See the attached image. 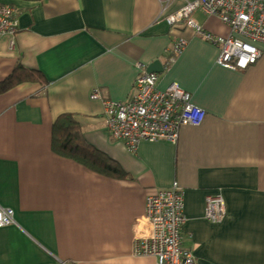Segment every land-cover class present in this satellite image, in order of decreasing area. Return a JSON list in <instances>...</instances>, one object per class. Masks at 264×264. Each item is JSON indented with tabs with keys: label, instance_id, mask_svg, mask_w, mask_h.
<instances>
[{
	"label": "crops",
	"instance_id": "1",
	"mask_svg": "<svg viewBox=\"0 0 264 264\" xmlns=\"http://www.w3.org/2000/svg\"><path fill=\"white\" fill-rule=\"evenodd\" d=\"M192 1L0 0L19 24L14 48L0 42V208L16 221L0 228V264H156L135 255L137 222L147 198L175 181L196 264H264V45L247 70L219 66L217 46L165 20ZM193 18L215 36L231 34L216 16ZM180 39L187 45L175 55ZM158 60V88L179 84L207 116L184 126L176 144L142 142L133 152L109 134L104 102L128 101L141 68ZM64 115L119 178L55 151ZM209 196L225 202L220 223L204 217Z\"/></svg>",
	"mask_w": 264,
	"mask_h": 264
},
{
	"label": "built area",
	"instance_id": "2",
	"mask_svg": "<svg viewBox=\"0 0 264 264\" xmlns=\"http://www.w3.org/2000/svg\"><path fill=\"white\" fill-rule=\"evenodd\" d=\"M201 10L218 17L231 29L228 37H218L204 31L193 14ZM175 25L186 22L207 42L220 50L217 64L233 71L247 70L259 62L264 45V0H194L165 19ZM19 24L15 9L0 3V42L8 37L10 48L15 47ZM187 45L184 39L173 46L179 55ZM176 60L172 57V62ZM159 75L141 68L134 93L126 102H104L106 127L114 140L123 141L129 150L136 151L142 142L168 141L176 144L184 126L199 127L207 112L193 104L191 93L173 83L167 89L158 88ZM99 98L98 93L95 94ZM184 193L177 181L166 191L147 198L146 214L137 224L144 231L136 240L135 255L154 257L156 264H196L195 256L183 247ZM226 215L221 196L206 199L205 219L220 223ZM15 211L0 208V228L15 224Z\"/></svg>",
	"mask_w": 264,
	"mask_h": 264
},
{
	"label": "trees",
	"instance_id": "3",
	"mask_svg": "<svg viewBox=\"0 0 264 264\" xmlns=\"http://www.w3.org/2000/svg\"><path fill=\"white\" fill-rule=\"evenodd\" d=\"M21 1L41 2L43 0ZM54 129L53 148L58 154L105 176L117 178L121 176L122 172L113 161L85 142L82 129L72 115L60 117Z\"/></svg>",
	"mask_w": 264,
	"mask_h": 264
},
{
	"label": "water",
	"instance_id": "4",
	"mask_svg": "<svg viewBox=\"0 0 264 264\" xmlns=\"http://www.w3.org/2000/svg\"><path fill=\"white\" fill-rule=\"evenodd\" d=\"M163 71H164V67H163L161 61H159V60L152 63L147 68L148 73L160 74V73H163Z\"/></svg>",
	"mask_w": 264,
	"mask_h": 264
},
{
	"label": "bare ground",
	"instance_id": "5",
	"mask_svg": "<svg viewBox=\"0 0 264 264\" xmlns=\"http://www.w3.org/2000/svg\"><path fill=\"white\" fill-rule=\"evenodd\" d=\"M139 228H144L143 226H141V225H139ZM184 232V231H183ZM183 247H184V234H183ZM185 249H187V248H185ZM187 250H189V249H187Z\"/></svg>",
	"mask_w": 264,
	"mask_h": 264
}]
</instances>
